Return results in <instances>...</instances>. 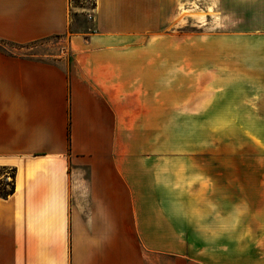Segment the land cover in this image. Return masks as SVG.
Listing matches in <instances>:
<instances>
[{
  "label": "crops",
  "instance_id": "0c3cea01",
  "mask_svg": "<svg viewBox=\"0 0 264 264\" xmlns=\"http://www.w3.org/2000/svg\"><path fill=\"white\" fill-rule=\"evenodd\" d=\"M90 1L0 0V43L72 52L0 44V264H264V160L155 143L178 111L264 113V0Z\"/></svg>",
  "mask_w": 264,
  "mask_h": 264
},
{
  "label": "rangeland",
  "instance_id": "374dc122",
  "mask_svg": "<svg viewBox=\"0 0 264 264\" xmlns=\"http://www.w3.org/2000/svg\"><path fill=\"white\" fill-rule=\"evenodd\" d=\"M74 4L81 5L79 1ZM92 4L93 2L87 0L89 7H92ZM204 10L206 9L188 13L192 18L188 30L193 36L205 33V31H213L217 28V24H212L211 20V18H215L214 15L212 17L207 16ZM200 15L205 17L202 19ZM0 44L3 49L17 56L55 61L64 66L72 58L67 37H54L23 46L7 43ZM222 115L226 125L220 129H211L201 128L198 120H190L186 113L178 111L173 120L162 123L168 124L170 127L155 129L158 132V136L155 140L156 142H154L161 152L184 154L200 151L203 143L220 140V148L224 152H239L245 156L249 154L260 156L263 163L264 113L254 114L255 116H253L243 112H223ZM207 146L209 145H205V151L208 149ZM0 173H4V171H0ZM3 175L6 178V174ZM6 181L9 183L13 182V180ZM159 264H171V261L161 257Z\"/></svg>",
  "mask_w": 264,
  "mask_h": 264
},
{
  "label": "trees",
  "instance_id": "16d2710c",
  "mask_svg": "<svg viewBox=\"0 0 264 264\" xmlns=\"http://www.w3.org/2000/svg\"><path fill=\"white\" fill-rule=\"evenodd\" d=\"M15 191V186L12 183L6 182L4 184L1 185L0 187V196L2 198H8L10 195H12Z\"/></svg>",
  "mask_w": 264,
  "mask_h": 264
},
{
  "label": "built area",
  "instance_id": "2783aa9c",
  "mask_svg": "<svg viewBox=\"0 0 264 264\" xmlns=\"http://www.w3.org/2000/svg\"><path fill=\"white\" fill-rule=\"evenodd\" d=\"M9 180H12V177L11 176H9V178H8Z\"/></svg>",
  "mask_w": 264,
  "mask_h": 264
}]
</instances>
